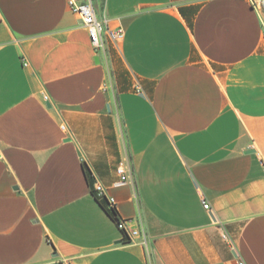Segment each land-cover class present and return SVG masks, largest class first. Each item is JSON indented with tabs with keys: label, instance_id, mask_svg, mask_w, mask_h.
I'll return each instance as SVG.
<instances>
[{
	"label": "crops",
	"instance_id": "1",
	"mask_svg": "<svg viewBox=\"0 0 264 264\" xmlns=\"http://www.w3.org/2000/svg\"><path fill=\"white\" fill-rule=\"evenodd\" d=\"M106 15L125 30L110 63L68 0H0V264H264V14Z\"/></svg>",
	"mask_w": 264,
	"mask_h": 264
},
{
	"label": "built area",
	"instance_id": "2",
	"mask_svg": "<svg viewBox=\"0 0 264 264\" xmlns=\"http://www.w3.org/2000/svg\"><path fill=\"white\" fill-rule=\"evenodd\" d=\"M103 5L100 7L101 17L98 15L96 7V0H68L69 7L76 13L80 20L81 26L84 27L91 38L92 47L95 54L100 58L107 60L109 44H120L124 39L125 30L123 26L113 28L111 26V20L106 15V3L107 0H101ZM253 5L264 14V0H252ZM48 100V98H46ZM118 175L122 182H127L130 179L129 174L126 171L124 163L118 168ZM95 194L98 198H103L104 189L96 183L94 187ZM111 205L115 206L113 201H109ZM116 207V206H115ZM205 209H209L210 205L205 203ZM118 229L123 233L125 239L132 240L133 237L140 235L138 230H130L127 226V221L120 220L117 222ZM147 246V241H144ZM239 264H245L244 261H240Z\"/></svg>",
	"mask_w": 264,
	"mask_h": 264
},
{
	"label": "trees",
	"instance_id": "3",
	"mask_svg": "<svg viewBox=\"0 0 264 264\" xmlns=\"http://www.w3.org/2000/svg\"><path fill=\"white\" fill-rule=\"evenodd\" d=\"M100 204L107 210V212L109 213V215L113 218V220L117 223L120 220H122L120 218V215L117 211V208L113 205L110 204V202L107 199H98Z\"/></svg>",
	"mask_w": 264,
	"mask_h": 264
},
{
	"label": "rangeland",
	"instance_id": "4",
	"mask_svg": "<svg viewBox=\"0 0 264 264\" xmlns=\"http://www.w3.org/2000/svg\"><path fill=\"white\" fill-rule=\"evenodd\" d=\"M116 45H118V44L117 43H112V42L109 44V51H108V58H107V61L109 63L112 61V51H111V49H112V47H114Z\"/></svg>",
	"mask_w": 264,
	"mask_h": 264
},
{
	"label": "water",
	"instance_id": "5",
	"mask_svg": "<svg viewBox=\"0 0 264 264\" xmlns=\"http://www.w3.org/2000/svg\"><path fill=\"white\" fill-rule=\"evenodd\" d=\"M96 61H97V62H100V58H99V57H97ZM49 106H50V105H49Z\"/></svg>",
	"mask_w": 264,
	"mask_h": 264
}]
</instances>
